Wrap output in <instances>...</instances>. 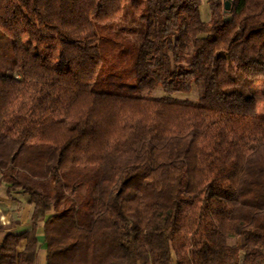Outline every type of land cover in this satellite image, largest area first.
I'll return each instance as SVG.
<instances>
[{
  "label": "trees",
  "instance_id": "trees-1",
  "mask_svg": "<svg viewBox=\"0 0 264 264\" xmlns=\"http://www.w3.org/2000/svg\"><path fill=\"white\" fill-rule=\"evenodd\" d=\"M6 1L0 31L36 24L65 82L0 73V191L32 205L0 264H264V116L238 82L264 79V0L207 22L200 0ZM126 3L143 28L115 25Z\"/></svg>",
  "mask_w": 264,
  "mask_h": 264
},
{
  "label": "rangeland",
  "instance_id": "rangeland-1",
  "mask_svg": "<svg viewBox=\"0 0 264 264\" xmlns=\"http://www.w3.org/2000/svg\"><path fill=\"white\" fill-rule=\"evenodd\" d=\"M12 2L7 0L3 9V17H7L12 12ZM200 18L207 22L210 19L209 0H200L199 4ZM130 10L129 3L124 4L121 16L115 21V25H125L131 27L130 23L143 28L142 23ZM25 32H18L14 28L10 29V34H4L0 31V73L10 69L18 77L42 78L65 82V72L57 67L58 47L54 44L52 37L46 36L40 39L38 27L36 24L24 26ZM132 33V32H131ZM137 37L136 34H132ZM239 87L246 93L256 98V111L258 115L264 116V79L254 78L245 80L238 76ZM161 90H155V95H161ZM177 97L196 99V89L189 92H179ZM10 210L13 212V218L17 222L20 219V212L26 202L25 196L17 195ZM25 228H18L23 230ZM234 242V240H231Z\"/></svg>",
  "mask_w": 264,
  "mask_h": 264
},
{
  "label": "crops",
  "instance_id": "crops-1",
  "mask_svg": "<svg viewBox=\"0 0 264 264\" xmlns=\"http://www.w3.org/2000/svg\"><path fill=\"white\" fill-rule=\"evenodd\" d=\"M14 200L12 198L6 197L2 191H0V225L7 226L11 221H14L13 212L10 210V207L14 204ZM32 211V205H30L27 201L24 202L23 208L20 212V219L17 222L16 229L18 228H28L30 226V216ZM37 233L40 236V241L42 237V224L40 223L37 227ZM1 240V235H0ZM34 264H45V250L42 245L38 251V254L35 259Z\"/></svg>",
  "mask_w": 264,
  "mask_h": 264
},
{
  "label": "water",
  "instance_id": "water-1",
  "mask_svg": "<svg viewBox=\"0 0 264 264\" xmlns=\"http://www.w3.org/2000/svg\"><path fill=\"white\" fill-rule=\"evenodd\" d=\"M224 8L227 10L230 6V1L229 0H224L223 2Z\"/></svg>",
  "mask_w": 264,
  "mask_h": 264
}]
</instances>
